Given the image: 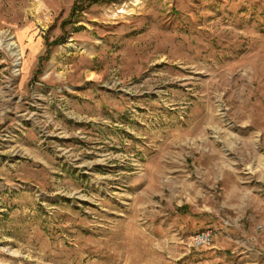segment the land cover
I'll return each mask as SVG.
<instances>
[{
  "label": "rangeland",
  "instance_id": "374dc122",
  "mask_svg": "<svg viewBox=\"0 0 264 264\" xmlns=\"http://www.w3.org/2000/svg\"><path fill=\"white\" fill-rule=\"evenodd\" d=\"M75 1L0 0V264H264V0Z\"/></svg>",
  "mask_w": 264,
  "mask_h": 264
},
{
  "label": "built area",
  "instance_id": "2783aa9c",
  "mask_svg": "<svg viewBox=\"0 0 264 264\" xmlns=\"http://www.w3.org/2000/svg\"><path fill=\"white\" fill-rule=\"evenodd\" d=\"M215 231L213 228H207L192 235L188 242V247L193 249H200L209 247L214 239Z\"/></svg>",
  "mask_w": 264,
  "mask_h": 264
},
{
  "label": "trees",
  "instance_id": "16d2710c",
  "mask_svg": "<svg viewBox=\"0 0 264 264\" xmlns=\"http://www.w3.org/2000/svg\"><path fill=\"white\" fill-rule=\"evenodd\" d=\"M104 2V0H76L72 7V15H74V13L76 12L79 13L92 5L102 4ZM57 44H59V41H54L51 44H48L47 46L50 47Z\"/></svg>",
  "mask_w": 264,
  "mask_h": 264
},
{
  "label": "crops",
  "instance_id": "0c3cea01",
  "mask_svg": "<svg viewBox=\"0 0 264 264\" xmlns=\"http://www.w3.org/2000/svg\"><path fill=\"white\" fill-rule=\"evenodd\" d=\"M252 40H254L255 43H259L260 45L256 46V48L254 49L253 46L249 45V48L247 50V57L249 59L261 55L264 51V35L262 34V32H257V34L252 37Z\"/></svg>",
  "mask_w": 264,
  "mask_h": 264
},
{
  "label": "bare ground",
  "instance_id": "6f19581e",
  "mask_svg": "<svg viewBox=\"0 0 264 264\" xmlns=\"http://www.w3.org/2000/svg\"><path fill=\"white\" fill-rule=\"evenodd\" d=\"M131 1V4L132 5H136L137 3H139V1L140 0H130ZM123 6H126V4L123 2L122 4H121V8L123 7ZM19 46H17V48H18ZM16 49V48H15ZM23 49V48H22ZM23 50H20V48H19V50H17V51H15L16 52V55L19 53V52H22Z\"/></svg>",
  "mask_w": 264,
  "mask_h": 264
}]
</instances>
